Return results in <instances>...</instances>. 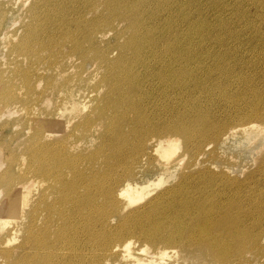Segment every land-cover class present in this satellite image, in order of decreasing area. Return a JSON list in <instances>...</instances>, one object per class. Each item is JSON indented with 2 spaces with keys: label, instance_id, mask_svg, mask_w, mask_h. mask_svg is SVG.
<instances>
[{
  "label": "bare ground",
  "instance_id": "obj_1",
  "mask_svg": "<svg viewBox=\"0 0 264 264\" xmlns=\"http://www.w3.org/2000/svg\"><path fill=\"white\" fill-rule=\"evenodd\" d=\"M188 1L31 0L20 32L9 33L12 75L0 73V105H17L28 125L23 156L9 155L0 169V191L8 192L0 264H264V157L244 180L198 161L215 140L264 137V92L253 84L233 91L227 55L205 61L212 52L190 51L194 42L209 45L198 41ZM213 29L208 40L221 48L228 33L220 21ZM88 64L98 83L82 104L77 88ZM172 95L186 110L169 103ZM223 101L231 113L220 118L214 110ZM39 104L53 106L47 126ZM177 135L196 159L180 173ZM153 155L164 173L142 184L136 171Z\"/></svg>",
  "mask_w": 264,
  "mask_h": 264
},
{
  "label": "rangeland",
  "instance_id": "obj_2",
  "mask_svg": "<svg viewBox=\"0 0 264 264\" xmlns=\"http://www.w3.org/2000/svg\"><path fill=\"white\" fill-rule=\"evenodd\" d=\"M188 3H190V7L186 11L188 13L192 12V14H194L190 15L189 18H192L193 16L198 17V19H194L196 21L194 24L198 25L199 28L198 34L200 40L198 41H203L209 45V47L201 48L196 46V42H194L190 51H196L199 54L203 53L204 51L212 52L213 55L203 56L205 61L213 60L216 62V60L222 57L224 54L227 55L228 60L230 63H233L235 67L231 76L232 84L230 87L232 90L234 91L235 88H237V85L239 87H243L247 84H253L256 87H261V91L264 92V0H231L228 9L219 13L216 12L214 14L213 10L216 9L218 5H222V0H189ZM30 4L31 0H0V10L3 9L5 14L4 22L0 26V73L2 72L4 74V80H8V77L12 75V68H10L12 57L8 47L10 34L16 33L17 31L20 32L22 24L25 20H27ZM175 12L176 8L175 11L172 12L171 16H174ZM215 14L221 18H214ZM171 16H169L167 19H169ZM201 18L202 20L200 21ZM198 21H200V23H198ZM214 21H220L222 27L226 33H228V38L224 44H219L221 48L217 45L214 46V44H218L215 41L208 40L212 34V31L214 30ZM195 25H191L189 29L192 30ZM201 25H203V27H201ZM179 32L181 31H178L177 29L174 30V33L176 34ZM236 32L237 37H233L236 35ZM108 38L112 39V34ZM229 50L232 52L227 53ZM93 70L94 66L88 64L83 73V75L85 74V82L83 85H80L79 89L77 88V91L81 90L79 95H77V98L82 102V104L89 103V95L93 94V87L98 83V79L96 77L93 78L92 76ZM222 77L223 79L227 78L226 76H221V78ZM241 77H243L244 81H242ZM40 84L41 85H39L38 91H40L45 86L46 81L44 80ZM172 101L180 103L179 107H181L183 111L186 110L187 104L181 100V96L178 95L176 97L175 95H172V100H169V103ZM224 103L225 101L222 102L221 107L214 110V113L217 117L225 118L226 113H231V110L224 109V106H226ZM2 106L4 107V104L0 105V169L1 167H6V160H8L9 155H17L19 159L21 156H23L24 142L28 138V129L26 127L28 125L24 124L25 115L19 111L18 106L12 104L4 109ZM52 107L53 106L47 107V105L44 104L36 105L37 110H35V113L38 115V119L42 126H47L49 121V118L47 119L46 116L48 115L46 114L47 108ZM1 112L4 115H1ZM172 115L173 113L169 112L168 117L172 118ZM53 120L56 121L55 117L52 118L49 123L54 122ZM67 120L68 117L66 115L65 121ZM236 123L239 122H230L228 126H233ZM257 123H260V121H257ZM62 125L63 124L58 125L55 130L59 131V133H64L66 129L65 125ZM228 126L225 127L223 131L227 130ZM250 133L251 132H240L238 133L239 135L237 134L235 136H229L225 138L224 141L219 145L217 140H215V144L212 143L213 146L210 149L205 150L198 156V161L201 163L206 160V165L210 168L212 167L213 169L216 168L215 171L217 172L229 170L227 171V176L231 179L244 180L249 177V175H255L258 169L261 167V158L264 157V149L262 150L264 147V137L262 136V138H258L255 134L249 135ZM242 137H244V139ZM177 139L178 144L181 147L175 155V158H178V160L182 158L185 159L182 160L180 166H176L174 168V173H180L190 163L194 164L196 162V159H192V156L195 154L193 155V152L189 151L191 147L186 144L180 135H177ZM212 150L214 151L210 153ZM150 159L151 160L149 163H147V165L144 164L136 171V180L142 184L149 181L151 182V180L157 181L164 173V161L155 155L151 156ZM201 165L205 164H199L193 168L198 170L201 168ZM141 168H143L142 171L140 170ZM16 169L19 171V163L16 166ZM164 188L165 186H162L161 188L157 189L153 193V196L162 192ZM7 193L8 192L6 189L5 191H0V202L7 196ZM190 195L194 196L195 199H200L201 197L199 192H192ZM12 226L14 225L12 224ZM7 236V233L0 234V241ZM134 240H137V237H135ZM137 243L139 246L142 244L140 241ZM174 261L172 263H174ZM110 263L126 264L123 261L114 262L113 259H111Z\"/></svg>",
  "mask_w": 264,
  "mask_h": 264
}]
</instances>
